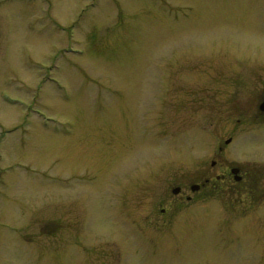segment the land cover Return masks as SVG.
<instances>
[{"label":"rangeland","instance_id":"374dc122","mask_svg":"<svg viewBox=\"0 0 264 264\" xmlns=\"http://www.w3.org/2000/svg\"><path fill=\"white\" fill-rule=\"evenodd\" d=\"M263 94L264 0H0V264H264Z\"/></svg>","mask_w":264,"mask_h":264},{"label":"flooded vegetation","instance_id":"af4514ba","mask_svg":"<svg viewBox=\"0 0 264 264\" xmlns=\"http://www.w3.org/2000/svg\"><path fill=\"white\" fill-rule=\"evenodd\" d=\"M262 102H264V94L257 106L256 115L258 117H264V110L260 108ZM240 121L241 120H239V122ZM227 141L225 142L226 145H228ZM223 149V146L218 147L217 153H219L220 156ZM211 171H218L214 174L213 180L215 182H212L211 177H213V175L209 172L207 173V176L204 177L202 183L193 182L185 186H175L171 190L172 197L168 199V202L175 205L191 202L197 193H200L209 186L213 188V191L225 194L246 195V193H250L247 185L248 182L246 181V172H244L240 166L234 165L225 167L219 160H217L212 162ZM208 175L212 176L209 177ZM167 212L168 210L166 208H162L160 211L161 214H167Z\"/></svg>","mask_w":264,"mask_h":264},{"label":"water","instance_id":"95a60500","mask_svg":"<svg viewBox=\"0 0 264 264\" xmlns=\"http://www.w3.org/2000/svg\"><path fill=\"white\" fill-rule=\"evenodd\" d=\"M260 108H261L262 110H264V102L261 103ZM230 142H231V140H228V141H227L228 144H229Z\"/></svg>","mask_w":264,"mask_h":264}]
</instances>
